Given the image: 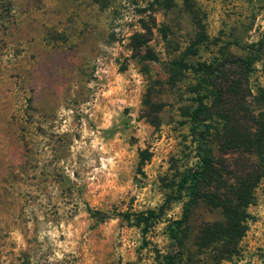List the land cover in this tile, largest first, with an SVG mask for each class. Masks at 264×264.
Wrapping results in <instances>:
<instances>
[{
    "label": "rangeland",
    "instance_id": "374dc122",
    "mask_svg": "<svg viewBox=\"0 0 264 264\" xmlns=\"http://www.w3.org/2000/svg\"><path fill=\"white\" fill-rule=\"evenodd\" d=\"M262 41L264 0H0V264H163L197 155L198 76L171 62L245 57ZM253 68L254 93L264 60ZM256 193L240 253L220 264H264V178ZM148 210L162 216L145 233Z\"/></svg>",
    "mask_w": 264,
    "mask_h": 264
},
{
    "label": "trees",
    "instance_id": "16d2710c",
    "mask_svg": "<svg viewBox=\"0 0 264 264\" xmlns=\"http://www.w3.org/2000/svg\"><path fill=\"white\" fill-rule=\"evenodd\" d=\"M260 60H264V41L245 57L197 65L183 59L171 62L198 76L197 105L189 112L197 155L176 183L173 199L182 201V215L167 226L173 248L162 256L163 264H185V257L200 253L208 256L206 264H220L240 253L252 218L249 207L264 178V87L253 93L243 86ZM231 67L239 69L240 76L225 90L220 81ZM201 208L210 218L201 219L194 230L192 221ZM88 210L99 219L110 217L90 206ZM161 216L162 211L148 210L137 215V222L146 233Z\"/></svg>",
    "mask_w": 264,
    "mask_h": 264
}]
</instances>
